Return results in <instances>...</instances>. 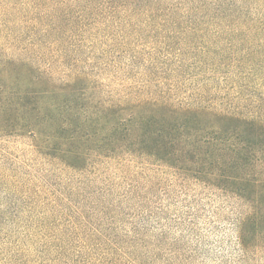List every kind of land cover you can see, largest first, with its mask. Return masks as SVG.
I'll list each match as a JSON object with an SVG mask.
<instances>
[{"label":"trees","instance_id":"trees-1","mask_svg":"<svg viewBox=\"0 0 264 264\" xmlns=\"http://www.w3.org/2000/svg\"><path fill=\"white\" fill-rule=\"evenodd\" d=\"M138 1L143 5L151 3L0 0V50L11 54V58L0 54V139L28 137L37 156L32 158V164L25 165L36 169L38 161L56 167L55 178L33 183L35 190L30 196L12 193L10 206H29L25 209L32 215L39 214L48 222L61 225L58 231H77V235L60 237L54 233L41 235L53 252L47 259L40 255L30 257L28 248L16 245L20 240L0 235L2 249L6 250L4 246L10 243L17 246L9 257L0 258V264H117L119 260L122 264H146L143 255L140 257L135 251L127 254L117 241L110 242V238L100 235L101 227L91 215L95 207L83 209L84 196L79 194L77 200L72 194L73 181L76 187H82L113 161L123 164L128 157L137 168L130 176H135L132 181L136 183L168 173L171 181L182 188H200L208 198L220 199L218 203H223V210L230 214V225L237 236L234 247L244 264H250L264 246V108L260 107L261 101L253 107L233 106L242 97L238 92L229 101V87L233 84L211 85L206 98V80L214 77L200 81L198 75L208 70L226 72L224 67L233 58L238 77L262 81L264 75L255 71L254 55L264 50V28L198 25L215 20L223 24L225 19L229 22L234 17L221 11L226 5L219 0L214 1V6L220 3L221 10L211 11L208 17L179 13L175 3L167 5L170 10L164 13L137 12L133 8L129 14L120 11V7H132ZM258 19L264 22L263 15ZM129 25L130 47L134 45L130 58L140 66L141 74L139 82L130 85V98L121 104L122 101L100 97L96 86L100 85L101 65L112 66L104 58L107 56L103 48L115 40L113 37L118 43L121 38L116 30L123 32ZM122 43L128 44L129 40ZM215 49L220 51L218 59H214ZM48 57L61 59L55 61L59 67H66L65 74L71 75L67 81H58L60 78L52 69L55 61L47 63ZM66 57L73 63L68 64ZM184 58L188 64L183 63ZM244 58L251 62L249 70L243 68ZM80 62L88 63L89 69L77 68ZM179 77L189 82V87L179 84ZM190 90L194 92L188 93ZM20 177L21 173H16L11 179L17 182ZM19 184L26 185L23 181ZM129 190L130 200L142 202L149 199L139 197L145 192H154L157 203L170 195L160 185H130ZM98 192V187L91 189L95 202ZM175 198L156 212L157 217L132 210L130 205L128 234L145 244L141 232H165L166 227H161L178 216L168 215L173 200L179 201ZM60 201L70 207L64 209ZM33 203L45 207L34 213ZM18 214L19 209H13V217ZM154 218L157 222L151 227ZM180 218L175 221L181 222ZM83 227H89L96 235H80L78 229ZM195 246L189 256L182 248V254L179 250L161 259L167 262L172 255L182 262L193 259L197 255ZM156 257L151 255V259Z\"/></svg>","mask_w":264,"mask_h":264},{"label":"rangeland","instance_id":"rangeland-1","mask_svg":"<svg viewBox=\"0 0 264 264\" xmlns=\"http://www.w3.org/2000/svg\"><path fill=\"white\" fill-rule=\"evenodd\" d=\"M183 5H179L181 0H151L149 5H143L139 1L133 3L132 7H120V11L129 14L130 9L134 11H154L158 13L169 12L170 7L167 5L177 4L176 8L179 13L188 12L193 13L197 16L208 17V13L216 12L221 10V4H215V0H182ZM221 3H225L226 6L222 8L221 11L227 12V14L234 15L229 22L225 19L223 24L215 21L198 23L204 28H264V22L260 18L264 16V0H219ZM130 3V0H129ZM199 22V21H196ZM227 22V23H226ZM186 25V24H184ZM192 26V24H188ZM127 27L125 31L116 30L117 37L121 40L117 43L118 39L113 37L115 40H110L105 45V56L106 60H109V65H101L102 70L100 73V79L98 80L96 88L100 97L103 99L113 98L117 101H125V99L130 98V85H136L139 82V71L141 68L139 65H135L130 58V51L133 49L134 45L130 47V29ZM125 38V40H123ZM129 40V43H122ZM122 41V42H121ZM135 44V43H134ZM153 45V44H152ZM176 49V47L174 48ZM108 50H110L108 55ZM220 51L215 49L214 59H218ZM227 51L225 52V54ZM2 57L11 58V54L7 52H2L0 50ZM213 55V54H212ZM229 56L230 53H227ZM231 57V56H229ZM67 58V57H66ZM55 60H61L59 57H48L47 63H51ZM254 60L257 62L255 71L259 75H264V50L257 51L254 55ZM67 63H73L70 59H66ZM184 64H188V60L184 58ZM233 58L227 61L224 67L226 72H212L210 70L203 73L200 71L198 74L200 76L199 80L203 78L214 77L213 80H206L208 85L205 86V96L209 97V88L211 85L215 84L216 87H224L230 84L231 92L228 96L231 102L233 98L239 93L242 94L240 99H236L233 106L239 107L242 105L254 106L258 105V101H261L264 108V76H261L262 81H252L251 79H241L238 77L236 69L234 70L235 64H233ZM103 63L102 60L100 64ZM249 61L244 58V69L249 68ZM238 64V63H237ZM74 66V65H71ZM83 66L84 69H89L88 63L80 62L77 65ZM76 68V65L74 66ZM52 69L56 72L59 82L67 81L71 75H67L63 70L66 67H59L58 61H55ZM229 75L231 78H228ZM173 78L174 76L171 75ZM181 77L177 78V82L181 85H187L189 87V82L184 80H179ZM63 79V80H62ZM242 87V88H241ZM190 89V88H189ZM194 92V90L188 91V93ZM183 97V95H181ZM252 101V104H251ZM252 106V107H253ZM28 137H10L0 139V175L3 177L0 179V235H8V238L15 240L17 238V244L28 248V254L30 257H36L40 255L43 259L48 257L50 253L53 254L49 248V243L43 240L41 235H77L75 229L69 231L63 230L58 231L62 226L55 225L52 222H48L44 216L39 217V214L32 215V212L25 209L29 206L15 205L10 206L12 200V193H18L20 195L27 194L30 196L34 192L35 186L33 183H44L48 182L50 179L55 178V165L48 163H41L37 161L35 163V168L30 170L25 164H32V158L37 156V152L34 150L32 144L30 143ZM108 169H103L101 175L98 177H93V181H85L82 187H76L75 181L71 184L75 186L72 194L74 198L79 200V194L84 196L82 200L83 209L86 207L94 206V213H91L94 223L101 227L102 232H98L103 235L104 238H110V242L117 241V244L122 245L127 254L131 255L132 251L138 253V256L145 257L146 264H244L237 255V251L234 247V242L236 239V234L234 233L232 226L230 225L228 210H223V203H218L220 199H212L206 193H201L200 188L196 189H184L178 185L175 181H171V176L168 173L161 175H156L153 178L146 177L149 180H143L142 182L132 181L135 176L134 171L137 169L134 164H130V157L125 160L123 164H117L115 161L110 163L107 167ZM49 169V171H46ZM29 171L28 174H25ZM16 173H21L19 181L11 179ZM161 176V177H157ZM3 180V181H2ZM2 181V183H1ZM23 181L26 185L19 184ZM130 185H139V188H143L144 185L149 186H161L169 190L170 195L163 196L160 203L156 202V196H152L154 192H145L139 197L146 200L147 202H142L131 198L130 200ZM98 187L100 192L97 193L98 201H93L91 195V189ZM187 194L181 192H187ZM179 193V194H178ZM208 195V197H207ZM175 196V199L179 201H174L168 212L170 217L176 216V219L169 221L167 224L161 228L166 227L165 232L154 231L152 229L141 232L140 235L145 236V244L138 242L139 240L134 238V235L130 236L128 230H130V205L132 210L147 211L150 216L153 214L157 217L156 212L162 208L164 205L169 204V199ZM55 198V196H53ZM64 209H68L70 204L64 201H60ZM35 212L43 210L44 205H39L33 203ZM19 209V216L17 218L13 217V209ZM103 208V209H102ZM98 209V210H96ZM131 210V211H132ZM218 212V213H217ZM48 215V214H47ZM51 215V213H49ZM181 222H177L179 217ZM154 218L150 221V226H155ZM184 220V221H183ZM149 222V220H148ZM196 222V224H195ZM80 235H96L95 231L89 230V227H83L78 229ZM94 233V234H93ZM98 234V235H99ZM60 237V236H59ZM136 237V236H135ZM6 240V239H5ZM197 242V243H196ZM1 243V241H0ZM55 243H58L56 240ZM197 244V255L193 259L185 260L184 262L175 259L172 255L167 258V262L161 259L163 256L167 257L171 252H177L182 248L186 255H191L192 250L196 248ZM4 246V244H2ZM6 250L0 247V258L3 255H8V257L16 251L17 246L13 243L4 246ZM14 250V251H13ZM3 252V253H1ZM156 254L157 257L151 259V255ZM132 257H135L132 254ZM232 258L234 260L232 261ZM255 258L250 264H264V246L259 250L257 254L253 256ZM117 264H122V260H119Z\"/></svg>","mask_w":264,"mask_h":264}]
</instances>
